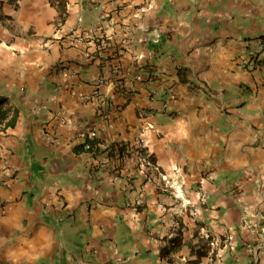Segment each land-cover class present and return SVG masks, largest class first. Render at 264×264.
Listing matches in <instances>:
<instances>
[{
    "label": "crops",
    "instance_id": "obj_1",
    "mask_svg": "<svg viewBox=\"0 0 264 264\" xmlns=\"http://www.w3.org/2000/svg\"><path fill=\"white\" fill-rule=\"evenodd\" d=\"M93 1L0 0V264H264V0H121L90 58ZM139 137L159 181L119 156Z\"/></svg>",
    "mask_w": 264,
    "mask_h": 264
},
{
    "label": "built area",
    "instance_id": "obj_2",
    "mask_svg": "<svg viewBox=\"0 0 264 264\" xmlns=\"http://www.w3.org/2000/svg\"><path fill=\"white\" fill-rule=\"evenodd\" d=\"M93 7L96 8L99 12L98 21L89 29L82 27H76L79 31H81V35L77 36L74 34H70L68 36V43L70 45H75L76 43H85L86 39L91 38V46L93 47V50L86 51V56L92 58L96 57L98 55L107 54L109 55L113 50H117L116 45L121 42H124L123 34H118L114 30L112 31V25H108V22L111 18L119 14V12L122 9V3L121 0H94L93 1ZM142 10V9H141ZM142 29H144L142 27ZM99 32L101 33L100 35ZM111 32V33H110ZM148 40L147 36H144L140 39L141 42H144ZM110 52V53H107ZM264 52V42H261L252 58H250L246 65H249L250 68H255V66L258 65V62L261 59V55ZM137 59H144L143 54H139L137 56ZM114 72L121 73V65L116 64L114 66ZM136 79H139V76L136 74H132L131 78L128 80H119L117 82V85L121 86L124 89H131L133 85V81ZM105 84V78L100 77L95 85H94V92H93V98L101 104V106H105L108 103V97L103 94V86ZM103 117H107V114H103ZM1 124V122H0ZM96 134L92 132L90 134L89 138H93ZM84 148L89 150L93 149L94 146L91 144V142H85ZM106 148V146H104ZM124 158L127 160V162L134 164H145V179L148 182H154L159 181V177L154 176V172L159 171V167L149 160L148 153L146 151V143L145 139L143 137H139L135 139L133 142H131L127 146V150L124 154ZM179 228V222L176 220L172 221L171 225V233L175 234L177 233ZM203 237L207 239L208 246H209V257L210 259L213 258V249L215 246L218 245L219 241L215 240L211 237L209 232H205L203 234ZM232 240V236H228L227 241L230 242ZM263 241V239L260 238V243Z\"/></svg>",
    "mask_w": 264,
    "mask_h": 264
},
{
    "label": "trees",
    "instance_id": "obj_3",
    "mask_svg": "<svg viewBox=\"0 0 264 264\" xmlns=\"http://www.w3.org/2000/svg\"><path fill=\"white\" fill-rule=\"evenodd\" d=\"M2 98L0 97V122H4V126L8 127L10 125H13L16 121V118L19 115V110L17 108H11V107H3L2 105ZM126 144H122L118 148L119 156H124L126 150H127ZM101 153L107 154L108 157H111L113 155V151H111L109 148H105L101 150ZM183 245V240L181 237V234H178L176 236H173L170 238L166 245H164L161 250L160 254L162 257H168L172 252L179 250ZM201 249L203 251H201ZM200 250V251H199ZM209 251V248L204 245H199L198 247V254L206 255Z\"/></svg>",
    "mask_w": 264,
    "mask_h": 264
}]
</instances>
